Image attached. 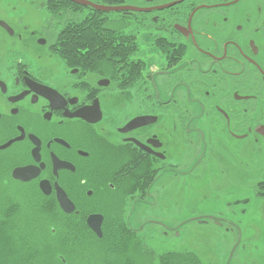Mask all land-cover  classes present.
Listing matches in <instances>:
<instances>
[{"label": "flooded vegetation", "instance_id": "flooded-vegetation-1", "mask_svg": "<svg viewBox=\"0 0 264 264\" xmlns=\"http://www.w3.org/2000/svg\"><path fill=\"white\" fill-rule=\"evenodd\" d=\"M261 128L264 0H0V207H60L58 189L72 215L102 193L153 207L163 176L185 195L251 190L254 211L195 220L232 241L217 264H264ZM190 221L150 225L180 241ZM181 249L163 253L202 264Z\"/></svg>", "mask_w": 264, "mask_h": 264}, {"label": "rangeland", "instance_id": "rangeland-1", "mask_svg": "<svg viewBox=\"0 0 264 264\" xmlns=\"http://www.w3.org/2000/svg\"><path fill=\"white\" fill-rule=\"evenodd\" d=\"M166 139L169 145L172 143L178 147L168 137ZM163 177L151 191L155 203L153 207H117L120 206L119 195L115 198L103 193L96 198V205L102 207H86L84 211V207H78V215H66L60 209L51 212L48 207H18L15 214L9 215L12 231L5 230L4 233L0 229V264H25L28 256L29 264H128L125 257L136 259L138 264H157L158 259L160 264H177L179 261H174L178 259L175 254H164L163 251H181L183 247L201 257L202 264H210V261L217 264L221 259L220 254L217 255L221 241L225 245L227 242L229 247L232 241H223V232L216 223L199 224L195 219L214 216L232 218L236 210L244 207L249 212L254 211L258 204L254 194L251 190H233L228 194L226 190L219 192V184L216 183L218 195H185L179 191L182 186L175 180L176 177ZM25 191L28 197L24 195ZM29 191L19 190L17 200L28 204L39 203ZM9 208L0 207V224L3 219L9 218L6 217ZM95 212L105 216L102 239L96 237L86 224L85 228L79 226L82 218ZM257 214L260 216V210H257ZM125 218L130 221L129 230L136 229L128 238L136 245L137 253H127L112 243L113 240L118 243L125 238ZM188 218L191 221L180 241L164 239L162 230L150 225L151 220H160L172 226ZM173 246H177V250L172 249Z\"/></svg>", "mask_w": 264, "mask_h": 264}, {"label": "trees", "instance_id": "trees-1", "mask_svg": "<svg viewBox=\"0 0 264 264\" xmlns=\"http://www.w3.org/2000/svg\"><path fill=\"white\" fill-rule=\"evenodd\" d=\"M59 209H60L59 207H48V210L51 211V212H56ZM17 210H18V207L9 208L7 213H6V217H9V215L11 216L12 214H15L16 213L15 211H17ZM81 225L83 226L82 228L86 227L83 218H82V222H80L79 226H81ZM0 229L4 230V233H5V230H6V232L8 230L12 231V226H10V217L7 218V220L3 219V222L0 224ZM123 231H124V234H125V238L124 239H120V241L118 243H117L116 240H113L112 243L113 244H117V248L118 249L123 248V251H125V252L127 251V253H129L131 251H132V253H137L136 245H134L132 243L131 238H128L130 236L129 234H134V232L130 231L129 229H127L126 226L125 227L123 226ZM9 235H10V233L7 236H9ZM5 238H6V236H5ZM111 238H115V237H111ZM29 242H31V241H29ZM112 247H115V246H112ZM125 260H126L125 262L126 263L128 262V264H138L137 260L132 258V257H125Z\"/></svg>", "mask_w": 264, "mask_h": 264}, {"label": "water", "instance_id": "water-1", "mask_svg": "<svg viewBox=\"0 0 264 264\" xmlns=\"http://www.w3.org/2000/svg\"><path fill=\"white\" fill-rule=\"evenodd\" d=\"M83 4H89L87 2H84ZM98 10L102 11H119L123 10V8H109V7H95ZM57 200L60 205V209L63 213L66 215H72L76 211V207L72 204V202L68 199L67 195L60 189L57 191ZM104 217L102 215H90L87 219V224L89 228L99 237L102 238V223H103Z\"/></svg>", "mask_w": 264, "mask_h": 264}, {"label": "snow or ice", "instance_id": "snow-or-ice-1", "mask_svg": "<svg viewBox=\"0 0 264 264\" xmlns=\"http://www.w3.org/2000/svg\"><path fill=\"white\" fill-rule=\"evenodd\" d=\"M259 131L261 132V134H264V128H261Z\"/></svg>", "mask_w": 264, "mask_h": 264}]
</instances>
